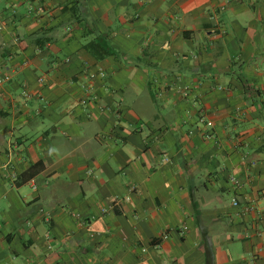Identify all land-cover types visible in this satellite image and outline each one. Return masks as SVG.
<instances>
[{
  "label": "crops",
  "instance_id": "1",
  "mask_svg": "<svg viewBox=\"0 0 264 264\" xmlns=\"http://www.w3.org/2000/svg\"><path fill=\"white\" fill-rule=\"evenodd\" d=\"M5 163L0 264H264V0H0Z\"/></svg>",
  "mask_w": 264,
  "mask_h": 264
},
{
  "label": "built area",
  "instance_id": "2",
  "mask_svg": "<svg viewBox=\"0 0 264 264\" xmlns=\"http://www.w3.org/2000/svg\"><path fill=\"white\" fill-rule=\"evenodd\" d=\"M91 77H93V76H91ZM205 126L207 128H211L212 127V124L210 122H207V123H205ZM210 136L211 135L208 132H206L205 135H204L205 138H209ZM0 167L3 168V170L8 171L7 176H8L9 182L13 183V182L16 181V178H17L16 173L13 171V168L8 165V163H5L4 165H2ZM231 181L233 183L235 182L234 179H231ZM35 188H36L35 186H32L31 187V189H35ZM232 205L233 206H236L237 205L236 200H234V199L232 200ZM163 238H165V235L163 236Z\"/></svg>",
  "mask_w": 264,
  "mask_h": 264
}]
</instances>
